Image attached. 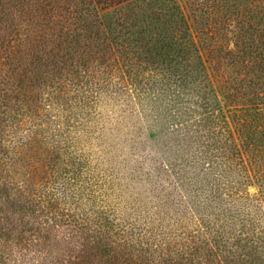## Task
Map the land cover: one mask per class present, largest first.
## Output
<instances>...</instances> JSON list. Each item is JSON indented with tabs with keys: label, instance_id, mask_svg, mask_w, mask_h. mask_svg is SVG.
<instances>
[{
	"label": "trees",
	"instance_id": "trees-1",
	"mask_svg": "<svg viewBox=\"0 0 264 264\" xmlns=\"http://www.w3.org/2000/svg\"><path fill=\"white\" fill-rule=\"evenodd\" d=\"M102 95L164 110L160 212L206 236L58 182L32 126ZM0 158V264H264V0H0Z\"/></svg>",
	"mask_w": 264,
	"mask_h": 264
},
{
	"label": "rangeland",
	"instance_id": "rangeland-1",
	"mask_svg": "<svg viewBox=\"0 0 264 264\" xmlns=\"http://www.w3.org/2000/svg\"><path fill=\"white\" fill-rule=\"evenodd\" d=\"M46 91L44 97L48 95ZM70 101L69 109L56 103L44 108L48 115L43 114L32 126L42 129L39 135L44 133L48 141L62 146L61 156L54 160L60 173L58 182L68 178L75 191L93 192L106 198L107 201L100 204L107 203L115 211L129 214L146 229L153 225L159 233L158 238L160 230L179 225L207 235L194 211L190 210L179 221L160 212V158L175 155L166 144L164 110L160 113L148 104L142 109L134 97L129 105L122 99L106 95L93 105L78 104L76 99ZM56 127L61 128L59 134L51 131ZM54 136L59 138V143ZM11 138L8 136L6 142ZM9 159L10 156L2 158ZM0 176L4 178L2 172ZM250 189L253 191L255 187ZM6 194L0 189V197ZM84 202L80 204L85 205ZM14 203L17 222L33 217V206L24 201ZM1 206L8 207L4 202Z\"/></svg>",
	"mask_w": 264,
	"mask_h": 264
}]
</instances>
